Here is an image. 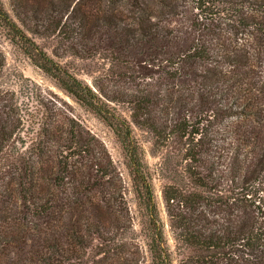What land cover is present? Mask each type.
Here are the masks:
<instances>
[{
    "label": "trees",
    "instance_id": "1",
    "mask_svg": "<svg viewBox=\"0 0 264 264\" xmlns=\"http://www.w3.org/2000/svg\"><path fill=\"white\" fill-rule=\"evenodd\" d=\"M10 3L2 35L120 142L141 227L106 144L66 98L25 104L0 46V264H264V0Z\"/></svg>",
    "mask_w": 264,
    "mask_h": 264
},
{
    "label": "rangeland",
    "instance_id": "2",
    "mask_svg": "<svg viewBox=\"0 0 264 264\" xmlns=\"http://www.w3.org/2000/svg\"><path fill=\"white\" fill-rule=\"evenodd\" d=\"M5 5L9 10H11V3L10 0H4ZM38 43L41 45H44L47 49V51L61 60L64 63H69L71 66L78 67H86L87 60H83L81 58H77L72 55V49H69L68 42L65 41L64 43H60L56 37L51 35V37H45L41 38L40 36L34 37ZM0 46L4 50L6 54V68L5 72L14 75H23L28 80L26 82L29 84V91L24 90L21 92L23 93L22 99L24 100V103H30V105H33V94L39 93L46 97L50 96L51 94H56L58 96H61L63 98L68 99L72 102L74 112L82 121L86 127H88L98 138H100L107 146L108 150L111 153V156L114 160V163L116 167L118 168V171L120 172V175L126 184L128 186L127 190V198L130 204L131 213L134 216V224L140 229V214L138 212L137 204H136V198L135 193L132 188L131 179L129 176L128 169L125 164L124 155L122 151V147L120 142L117 140L115 134L113 133L110 126L100 117H98L95 113L91 112L90 110L84 108L83 106L79 105L78 103L74 102L70 97H68L57 85L56 83L50 78L40 67L35 65L31 59L23 52V50L18 47L17 45L12 44L7 40L1 33L0 30ZM54 52H57L59 56L55 55ZM80 77L84 78L88 82L92 83V76L89 74L82 72L80 74ZM27 92V93H26ZM26 95H30V100L27 99ZM138 134H141L140 131H138ZM146 147V156L150 164L154 165L157 162L160 161V158L157 156H153L150 152V144L148 142H145ZM166 180L161 177L155 178V187H156V193L159 198V203L162 211L163 219L166 222V233L169 239V244L174 249L175 248V241L173 239L172 233L170 231V227L168 224V215L165 209V204L163 201V195H162V189L165 185ZM95 243H97V240H95ZM145 250V248H144ZM143 251V250H142ZM95 257L94 253L91 251L90 259ZM177 257V256H176ZM145 257H142L141 260H144L142 264H150L149 260ZM174 264H180L179 258H176Z\"/></svg>",
    "mask_w": 264,
    "mask_h": 264
}]
</instances>
